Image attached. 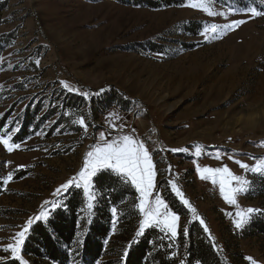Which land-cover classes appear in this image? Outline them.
Instances as JSON below:
<instances>
[{
	"label": "rangeland",
	"instance_id": "obj_1",
	"mask_svg": "<svg viewBox=\"0 0 264 264\" xmlns=\"http://www.w3.org/2000/svg\"><path fill=\"white\" fill-rule=\"evenodd\" d=\"M189 2L154 10L118 0H0V34L14 35L1 55L0 89L8 92L0 101V116L12 104L14 116L40 100L42 114L62 100L61 88L89 95L103 87L117 89L133 100L128 112L152 157L158 192L172 191L169 181L176 183L196 210L187 205L189 217L202 219L215 240L226 237L230 251L242 255L234 264H264V237L233 239L237 213L246 218L253 202L244 201L241 192L237 203L229 204L220 193L219 177L214 184L212 176L205 173L202 179L197 171V166H227L248 181L252 168L264 161V10L253 15L205 0V11ZM185 19L204 22L198 36L175 31ZM234 21L244 22L222 30ZM212 24L219 26L217 33L202 34ZM146 40L169 45L171 52L178 44L170 40L199 42L167 58L129 50ZM68 117L46 137L54 114L11 152L0 144V263L13 258L4 248L15 243V234L29 219L45 217L57 189L64 190L61 185L74 177L84 185L78 174L86 154L102 145L94 127L102 126L103 117L92 119L84 104ZM5 128L0 131L5 137L16 131L6 133ZM26 168L24 176L15 178ZM185 220L179 216L177 229ZM158 226L167 230L163 223Z\"/></svg>",
	"mask_w": 264,
	"mask_h": 264
},
{
	"label": "trees",
	"instance_id": "obj_2",
	"mask_svg": "<svg viewBox=\"0 0 264 264\" xmlns=\"http://www.w3.org/2000/svg\"><path fill=\"white\" fill-rule=\"evenodd\" d=\"M118 1L155 10L183 6L188 0ZM210 1L234 11L264 10V0ZM2 22L0 20V24ZM203 23L201 19H185L176 23L174 28L188 37H196ZM13 37L12 31L0 34V70L3 68L1 55L11 45ZM170 42L178 44L172 52L169 45L153 40L134 43L129 50L167 58L179 50L194 48L199 41ZM63 90L61 88L58 94V99L62 100L53 108H44L42 114V100L27 103L14 116H11L15 106L12 104L0 116V131L6 127L5 131L9 133L16 128L11 142L18 144L41 130L55 114L56 119L45 133L46 137L50 136L53 130L66 124L69 115L77 114L82 104L88 107L92 119L104 116L112 108L128 112L134 106L133 100L113 87L94 90L92 95L65 93ZM7 92L0 89V101ZM65 111L68 115L64 117ZM101 128L94 127V130ZM27 172L28 168L18 170L15 178ZM248 182L247 190L241 196L244 201L253 202L251 209L256 211L247 214L242 226L232 231L233 239L264 237V172H251ZM3 186L0 170V194L4 191ZM88 189L86 193L80 183L67 191L62 190L49 203L45 217L32 221L21 245V257H25L27 264H234L242 259L240 253L230 251V240L222 236L215 240L204 231L205 224L200 223L199 217L190 218L187 205L169 188L163 190L160 197L173 213L186 218L184 225L177 229L176 237L155 224L141 231L140 195L130 177L119 176L110 169H98L89 177ZM113 209H116L115 213ZM0 264H20V261L12 258Z\"/></svg>",
	"mask_w": 264,
	"mask_h": 264
},
{
	"label": "snow or ice",
	"instance_id": "obj_3",
	"mask_svg": "<svg viewBox=\"0 0 264 264\" xmlns=\"http://www.w3.org/2000/svg\"><path fill=\"white\" fill-rule=\"evenodd\" d=\"M188 6L193 8H201L205 11H208L206 7L205 0H199V2H194L190 0ZM253 15H260L261 13L257 12L255 8L249 9ZM212 14V13H209ZM244 21H234L232 24L223 25L222 30H229L243 23ZM219 29L218 25L212 24L208 27H205L202 34H206L211 31L212 33H217ZM39 63V61H37ZM87 95V94H85ZM79 123L84 125V118L79 119ZM11 135L5 137V135L0 134V144H2L9 152L13 151L15 148H19V145L15 143H10ZM171 151H180V149H172ZM196 155H200L199 149H197ZM231 158V157H230ZM219 159V157H217ZM243 169H248L249 165L236 161ZM98 169H110L116 172L119 176L125 178H131V183L135 185L136 189L140 193V200L138 208L140 213L143 215L144 219L141 222V231L149 226L150 223L160 224L163 223L164 227L170 232L173 237H176L178 234L177 224L179 216L169 210V206L164 202V200L157 195L154 200V206L149 201V197L152 195L153 189L156 188L155 184V166L152 161V157L143 142L134 140L133 136L123 135L119 139L107 140L104 139L102 145L97 144L93 146V150L89 151L86 154V159L83 169L80 171L79 178L84 182V191L88 193V183L89 177L95 175ZM256 172H264V161H261L252 168ZM197 171L201 173V178H207L204 174L207 173L212 176V182L217 183V176L219 177V186L220 193L223 198L229 203L235 205L237 203L236 197L239 193L247 190L249 182L247 179H241L235 176L231 170L227 167L220 168H211L204 167L200 168L197 166ZM12 175L9 174L7 180H11ZM238 186H233V184ZM172 191L177 197L183 202V204L188 205L189 201L184 198L183 192L178 188L177 184L169 181ZM71 186H78L76 178H72L67 181L65 184L61 185V188L64 190H69ZM60 188L57 189V192H60ZM90 198H94L91 197ZM163 208V211L161 209ZM192 212L195 213V209L191 208ZM113 213L116 212V209L112 210ZM255 209H248L247 213L251 214ZM44 213L40 214V219L43 217ZM237 216L240 218L237 221V227L242 226L244 223L245 214L237 213ZM32 220L29 219L27 224L24 226L22 231H19L15 234V243L9 244L4 248L5 252H11L13 258L20 261V264H27V261L23 260L20 256V246L23 244L25 233L28 231L27 225H30ZM200 223L203 225L204 221L201 219ZM204 231L207 232L208 229L205 226ZM140 233H137L139 235Z\"/></svg>",
	"mask_w": 264,
	"mask_h": 264
},
{
	"label": "crops",
	"instance_id": "obj_4",
	"mask_svg": "<svg viewBox=\"0 0 264 264\" xmlns=\"http://www.w3.org/2000/svg\"><path fill=\"white\" fill-rule=\"evenodd\" d=\"M102 117H103V119L101 120L102 128L98 130L100 141H102V143L104 139L107 140L119 139L123 135L133 136L134 140L142 142L138 136L136 121L133 120L131 113L126 111H121L117 108H112L108 112H106L105 115ZM145 148L147 147L145 146ZM159 190L160 188L158 187V185H156V188L153 189L154 199L157 195L160 196V192H158ZM183 194H184V198L187 199V197L185 196L186 195L185 192H183ZM150 200L151 199L149 197V201ZM154 224L158 225L156 223Z\"/></svg>",
	"mask_w": 264,
	"mask_h": 264
}]
</instances>
